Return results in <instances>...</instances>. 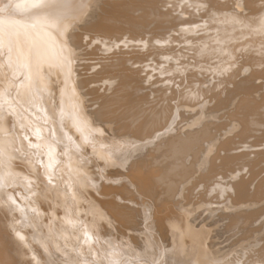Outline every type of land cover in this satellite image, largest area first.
Instances as JSON below:
<instances>
[{"label": "bare ground", "instance_id": "1", "mask_svg": "<svg viewBox=\"0 0 264 264\" xmlns=\"http://www.w3.org/2000/svg\"><path fill=\"white\" fill-rule=\"evenodd\" d=\"M0 264H264V0H0Z\"/></svg>", "mask_w": 264, "mask_h": 264}, {"label": "rangeland", "instance_id": "2", "mask_svg": "<svg viewBox=\"0 0 264 264\" xmlns=\"http://www.w3.org/2000/svg\"><path fill=\"white\" fill-rule=\"evenodd\" d=\"M156 72H157V71H153V70H152L151 73H152V74H155ZM154 76H155L154 78L156 79L157 75H154ZM226 212H227V211H226ZM206 221H207V220H206ZM222 221H223V220H222ZM224 221H225V223H224ZM224 221H223V222H221V221L218 222L219 224H218L217 222H216V223H217L218 225H220V224L222 225L223 223L227 225V221H226V220H224ZM210 222H211V221H210ZM216 223H214V224H210L209 221H208V223L206 222V225H207V226L203 227V228H206V227L209 228V229L206 228V233H207V234H208V232H210V231H208V230H211V232L213 233V234H212V233L210 232V233H209L210 235L208 234V238H210V236L212 237V235H214V233H216V229H215V228H218V226L216 225ZM209 224H210V225H209ZM211 225H212L214 228L212 227V229H210V226H211ZM214 225H215V226H214ZM222 226H223V225H222ZM207 229H208V230H207ZM214 229H215V230H214ZM204 230H205V229H204ZM211 234H212V235H211ZM224 234H227V233H224ZM228 234H229V233H228ZM228 234H227V235H228ZM212 239H213V237H212ZM214 240L216 241V238H214L213 241H214ZM207 241H208V240H206L205 242L207 243ZM209 241H210L211 243L213 242V241L211 240V238H210ZM209 241H208V242H209ZM225 241H226V240H225ZM231 242H232V244H230ZM231 242H230V243L228 242V247H230V248L227 247V249H226V244H224L225 247H224V245H223V247H224V251H220V252H223L224 254L220 253V254L218 255V254H214V253H213V254H214V256H213V254L211 255V254H210V251H208L207 253H209L210 255H207V256H210L211 258H213V257H217V256H218V257H222L223 255H225V253H229V252H231V250H233L232 248L236 245V244L234 245V243H233L234 241L231 240ZM235 243H236V240H235ZM209 247H210V248H209ZM209 247H208V248H209L208 250H210L211 248H213L212 245L209 246ZM220 248H221V247H220ZM213 249L218 250L216 247H214ZM213 249H211V251H212ZM229 249H231V250H229ZM228 250H229V252H228ZM226 251H227V252H226ZM215 255H216V256H215ZM212 256H213V257H212ZM205 258H206V261H208L207 259H209V257H206V256H205ZM209 261H210V259H209ZM209 261H208V262H209Z\"/></svg>", "mask_w": 264, "mask_h": 264}]
</instances>
